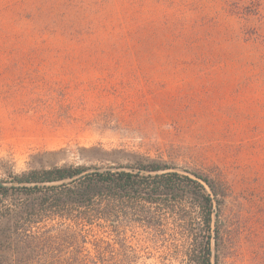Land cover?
Returning a JSON list of instances; mask_svg holds the SVG:
<instances>
[{
  "label": "rangeland",
  "instance_id": "rangeland-1",
  "mask_svg": "<svg viewBox=\"0 0 264 264\" xmlns=\"http://www.w3.org/2000/svg\"><path fill=\"white\" fill-rule=\"evenodd\" d=\"M254 1L259 12L235 0H0V183L165 161L227 188L220 264H264V0ZM68 22L81 28L74 40L58 33ZM118 36L125 57L65 49ZM119 231L87 235L90 256L99 238L110 264H185L188 238L171 219L157 233Z\"/></svg>",
  "mask_w": 264,
  "mask_h": 264
},
{
  "label": "trees",
  "instance_id": "trees-1",
  "mask_svg": "<svg viewBox=\"0 0 264 264\" xmlns=\"http://www.w3.org/2000/svg\"><path fill=\"white\" fill-rule=\"evenodd\" d=\"M235 1L237 11L249 5L255 12L260 10L256 1ZM79 31L72 22L58 27L68 40ZM75 42L65 49L124 57L128 52L120 36L103 43L101 39ZM53 49L57 53L61 47ZM251 59L256 64L257 57ZM227 197V188L216 179L151 159L106 168L23 172L12 176L6 186L0 185V209L6 203V215L0 216V264H110L113 258L103 239L91 243L94 256H90L87 235L109 227L119 237L120 229L135 224L157 233L165 219H171L188 238L185 264H220L230 237ZM116 244L124 248L121 241Z\"/></svg>",
  "mask_w": 264,
  "mask_h": 264
},
{
  "label": "water",
  "instance_id": "water-1",
  "mask_svg": "<svg viewBox=\"0 0 264 264\" xmlns=\"http://www.w3.org/2000/svg\"><path fill=\"white\" fill-rule=\"evenodd\" d=\"M105 169H99V171H104ZM90 171H94V170H90ZM0 185H2V183H0Z\"/></svg>",
  "mask_w": 264,
  "mask_h": 264
}]
</instances>
